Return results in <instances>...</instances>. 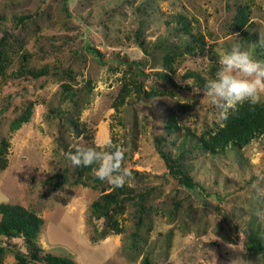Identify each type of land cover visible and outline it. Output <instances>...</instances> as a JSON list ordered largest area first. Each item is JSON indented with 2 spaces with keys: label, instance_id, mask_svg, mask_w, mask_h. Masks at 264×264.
I'll return each instance as SVG.
<instances>
[{
  "label": "rangeland",
  "instance_id": "rangeland-1",
  "mask_svg": "<svg viewBox=\"0 0 264 264\" xmlns=\"http://www.w3.org/2000/svg\"><path fill=\"white\" fill-rule=\"evenodd\" d=\"M240 7L249 10L245 29L255 38L233 24ZM0 14V38L8 35L0 47V59H8L0 77V148H8L0 204L43 219L37 243L44 254L76 264H264V253L246 246L254 233L264 241V218L256 215L264 198L251 188L264 175V135L243 149L183 156L196 190L173 178L160 155H177L185 136L223 125L219 110L194 91L203 89L200 81L189 77L214 78L219 55L235 44L264 60V49L250 47L264 29V0H0ZM182 23L192 32L179 34ZM192 35L204 38L203 50L169 69L165 43ZM47 67L52 72L39 78L23 73ZM64 84L76 90L75 102L63 99ZM29 108V121L13 129ZM170 120L183 132L169 131ZM108 142L124 151L133 175L126 189L149 196L143 224L129 201L118 216L123 232L98 238L105 225L91 218V205L115 188L83 185L68 154L96 143L112 151ZM33 252L23 238L0 239V264H22L18 255L24 264H45Z\"/></svg>",
  "mask_w": 264,
  "mask_h": 264
},
{
  "label": "trees",
  "instance_id": "trees-1",
  "mask_svg": "<svg viewBox=\"0 0 264 264\" xmlns=\"http://www.w3.org/2000/svg\"><path fill=\"white\" fill-rule=\"evenodd\" d=\"M4 18L0 14V26ZM180 22V20H179ZM236 27L243 31L249 22V10L244 7H240L237 10V14L233 21ZM180 33H191V25L188 23H182L181 27H178ZM245 39L255 38L253 33L249 34L245 29L243 32ZM8 35H4L0 38V47L4 44ZM143 51H146L144 44L139 42ZM162 42H157L156 47H160ZM205 40L202 36L192 35L191 38L181 39L177 42L165 43L166 54L164 55V64L169 68H173L174 62L179 57L185 55H195L197 51H202ZM89 51L94 55L99 56V51L95 48L89 47ZM147 52V51H146ZM6 62L8 59H0V77H3L6 72ZM55 69V68H54ZM53 70V69H52ZM50 68H43L41 70L25 69L23 72L25 76L31 75L35 78H39L42 74H50L52 72ZM163 77V75H162ZM167 78L168 75H165ZM200 81L201 87L204 86L206 81L210 77L203 79L200 75L193 74L192 77ZM169 78V77H168ZM174 88L182 89L178 85H175L174 81L171 82ZM137 85V84H136ZM138 86V85H137ZM139 88V86H138ZM63 99L66 102H75L77 99V93L74 88L69 84L63 85ZM126 97L125 93H120L115 105H120L124 102ZM31 109H26L24 115L16 121L13 125V129H18L23 123H27L30 119ZM74 131L77 135H80L82 129L78 122L73 121ZM167 129L172 132H183L181 127H177L175 120H170ZM86 132V129H84ZM190 134L188 131L186 135ZM264 135V103L258 104L254 107L245 103L239 107V110L232 114L229 113L228 119L224 120L223 125L216 129L208 130L202 133V135L194 138L193 136H185L183 141H180V151L177 155H172L164 150H160V155L164 159L166 166L169 170V174L178 180V182L191 190L199 188L195 183L187 169L183 159L186 154H191L192 150L202 151L210 155H217L224 153L229 148L243 149L248 146L254 140ZM195 142V143H194ZM8 148H0V169L4 170L7 167V161L5 159ZM95 167V166H93ZM80 181L83 185L89 186L91 181L102 182L97 179L93 173L92 168L77 167ZM149 191L139 192L132 194L126 189V185L122 188H115L111 192L102 194L91 205V218L103 221L104 230L98 232L99 237L103 238L110 234H121L123 228L119 225L118 216L122 213L126 204L131 201L135 210L138 212V226L144 223L146 215V202L148 201ZM133 201V202H132ZM0 239L1 238H23L25 242L33 249L32 259L35 261H43L45 264H76L72 259L63 256L53 255L50 253H43L39 247L37 241L43 227V219L35 213L28 211L20 205H11L6 203L0 204ZM97 240V236L92 238ZM246 246L249 251L264 253V241L259 233H254L249 236L246 241ZM40 254H43L40 257ZM19 261L24 264L27 260L24 257L19 256ZM142 264H153L148 258L144 260Z\"/></svg>",
  "mask_w": 264,
  "mask_h": 264
},
{
  "label": "clouds",
  "instance_id": "clouds-1",
  "mask_svg": "<svg viewBox=\"0 0 264 264\" xmlns=\"http://www.w3.org/2000/svg\"><path fill=\"white\" fill-rule=\"evenodd\" d=\"M252 48L264 49V29L257 34ZM219 69L214 78L206 81L199 91L203 99H207L218 110L220 118L227 120L229 113L235 114L245 103L254 107L264 103V60L255 59L249 51L235 44L230 50L219 55ZM112 151L101 150L99 143L94 147L77 149L69 153L68 158L74 166L92 168L95 177L106 181L114 188H122L133 179L132 173L124 166V151L111 145ZM95 166V167H93ZM264 175H257V180L251 185L258 198H264ZM256 215L264 218V211L257 210ZM241 259H235L231 264H241Z\"/></svg>",
  "mask_w": 264,
  "mask_h": 264
}]
</instances>
